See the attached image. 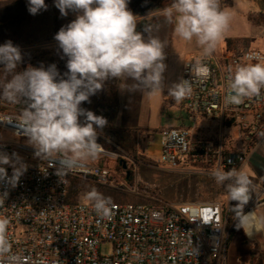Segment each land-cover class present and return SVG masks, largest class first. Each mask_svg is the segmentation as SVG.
<instances>
[{
    "label": "clouds",
    "instance_id": "9594fccd",
    "mask_svg": "<svg viewBox=\"0 0 264 264\" xmlns=\"http://www.w3.org/2000/svg\"><path fill=\"white\" fill-rule=\"evenodd\" d=\"M129 0H54L62 17L76 13L75 19L62 26L54 40L67 58V71L61 74L56 64L45 67L19 66L23 55L12 41L0 45V100L23 104L16 116L0 117V122L12 125L16 134L27 137L34 156L44 161H59L56 174L64 180L69 171L85 167L103 151L98 143L99 131L107 126L105 117L81 107L102 90L105 81L129 79L134 83L130 92L146 91L149 95L162 93L166 70L164 48L167 41L153 36L152 25L145 27L147 38L137 31V17L129 9ZM45 0H27L31 15L46 11ZM165 21L174 26L176 36L196 43L203 56L211 55L230 22V14L221 9V0H171L161 10ZM197 78H207L209 69L200 60L192 64ZM225 106L240 105L245 98L258 96L264 89V63H246L229 70ZM192 81L181 79L168 88V96L176 102L192 93ZM83 118V119H81ZM264 136V133H261ZM12 169L11 175L7 168ZM28 165L17 153L0 151V183L15 188ZM211 175L224 187L234 213L235 227L252 236L264 229V216L254 211L245 213V206L254 194L253 182L243 168H217ZM8 193L0 194V205ZM98 214H111L110 198L96 189L86 193ZM9 220L0 218V264H20L11 253L7 238Z\"/></svg>",
    "mask_w": 264,
    "mask_h": 264
},
{
    "label": "built area",
    "instance_id": "2783aa9c",
    "mask_svg": "<svg viewBox=\"0 0 264 264\" xmlns=\"http://www.w3.org/2000/svg\"><path fill=\"white\" fill-rule=\"evenodd\" d=\"M197 60L208 67L207 78L193 76L191 67ZM197 60L185 62L182 71V79L192 81L193 90L180 106L192 125L161 131L159 164L170 172L213 178L214 169L242 168L256 139L264 137V89L240 105L224 104L229 70L234 73L238 64L264 63V52L235 49ZM200 120L230 125L245 145L235 150L225 148L222 137L217 145L196 139ZM0 128L27 142L12 125ZM0 151L15 152L28 165L15 188L0 183V194L8 193L0 218L9 220L7 238L20 264H232L228 241L233 225L226 227V213L218 202L111 203V214L104 217L91 201H71L70 184L73 178L91 177L108 185V170L86 164L69 171L62 181L56 174L59 161L35 157L29 144L0 141ZM7 171L11 175L10 167ZM257 190L256 203L264 198V189ZM107 244L112 252L103 255Z\"/></svg>",
    "mask_w": 264,
    "mask_h": 264
},
{
    "label": "rangeland",
    "instance_id": "374dc122",
    "mask_svg": "<svg viewBox=\"0 0 264 264\" xmlns=\"http://www.w3.org/2000/svg\"><path fill=\"white\" fill-rule=\"evenodd\" d=\"M45 3L48 5L46 11L42 10L37 15H31L27 10V0H0V45L10 40L14 45L19 46L23 55L19 70L29 65L38 67L43 64L47 67L56 64L59 72L63 74L67 71V58H62V50L58 48L54 36L62 26L75 19L76 13L70 11L67 17H62L54 6V0H45ZM170 3L171 0H129L128 7L137 17V31L142 33L146 26L152 25V31L167 33L169 37L172 33L169 40L173 42L176 55L182 52L187 42L188 46L197 50V53L188 56L186 62L205 57L195 38L188 42L173 34L174 26L167 23L161 15V10ZM221 9L226 10L231 19L215 51L223 48L228 52L235 49L264 52V0H221ZM228 41L233 42L231 48L228 47ZM0 79H3L2 71H0ZM115 82L116 78L105 81L102 90L89 98L90 103L82 102L81 105L108 121L107 126L99 131L98 136V143L103 145L105 153H101L97 159L88 161L87 164L108 170L110 176L108 185H101L91 177L77 178L75 187L78 192L77 200L89 201L85 199L86 193L96 189L104 197L110 198L111 203L116 204L152 205L156 204V201L181 204L201 200L202 195L208 193L214 201L226 205L227 193L215 180L202 182L199 181L201 177L198 175L180 176L166 171V167L159 164L163 156L161 131L176 128L175 117L179 118L183 112L173 110L165 112L159 121L161 128H164L161 131L139 129L140 131L136 130L135 133L118 129L115 127L118 93ZM0 104H2L0 115L19 114L23 108L22 104L13 105L2 100ZM125 105L128 106L127 102ZM136 105L129 104L130 107ZM125 119V124L128 126L137 127L140 124L141 128L143 127L144 119L135 118L134 112H127ZM153 121L151 120L150 123L153 124ZM200 125L204 128L208 127L207 123ZM216 127L217 125H214L212 128ZM0 141L28 144L25 141H18L2 128H0ZM120 161L126 162V170L123 169ZM127 172L133 174L129 184L126 180ZM132 189H135V192H131ZM261 230L258 228V232ZM244 233L243 229H237L233 235V247L231 251L229 250L233 263L264 264V257H256L252 249L253 245ZM111 252L112 247L109 244L101 249L103 255H109Z\"/></svg>",
    "mask_w": 264,
    "mask_h": 264
},
{
    "label": "crops",
    "instance_id": "0c3cea01",
    "mask_svg": "<svg viewBox=\"0 0 264 264\" xmlns=\"http://www.w3.org/2000/svg\"><path fill=\"white\" fill-rule=\"evenodd\" d=\"M142 34L147 38L149 33L142 32ZM153 36L159 37L162 41H167V45L164 48L165 53V60L164 63L166 64V70L163 73L164 77V85L165 87L162 90V93H156L155 95H149L146 91L138 90L135 92H130L127 89L134 83L129 79L121 78L116 79L115 85L117 89L116 95V111H115V127L118 129H122L125 131H132L136 132V130L142 131H161L164 128H161V124H159L160 117L165 114V112L173 110L175 112H183L179 118H176V128H188L192 124L188 118V114L185 112L183 108L180 106V102H176L172 97L168 96V88L171 87L173 83H178L182 79V71L184 63L186 62V58L191 56L192 54H196L197 50L192 47L188 46L187 42H185V47L183 48L182 52L179 55L175 54L173 50V42L169 40L172 37V33L170 34L171 37L168 36L167 33L159 32V31H152L150 33ZM175 34V33H173ZM171 42V43H170ZM170 45V46H169ZM219 50V51H218ZM214 51L209 57L212 58L219 56L225 49H218ZM126 100V101H125ZM124 102V103H123ZM127 102L128 106L125 105ZM137 104L135 107H130L129 104ZM134 112L135 118H140L143 121V127L141 125H137V127L128 126L125 124V114L127 112ZM124 114V115H123ZM151 120H154L151 124ZM158 120V121H156ZM200 123H207L208 127L204 128L200 125ZM214 125H217L216 128H212ZM136 128V129H135ZM139 130V131H140ZM236 134V136H234ZM196 139L199 140H207L212 142L214 145H217L220 141V137H222L221 142L224 144L225 148H236L240 149L245 142L238 139V134L234 131V129L226 124L223 127L219 123H209L206 120H200L196 125V132H195ZM236 137V138H235ZM257 143L255 144L254 148L248 151L246 155V160L244 165L242 166L243 170L249 175L250 179L253 182V189L254 194L252 195V199L249 203L245 206V213L254 211L256 216H264V198L260 201H257L259 198L258 188L264 189V137L256 139ZM166 171L170 172L166 169ZM176 173V172H173ZM180 176H192V175H183L176 173ZM201 178L199 181L207 182L208 180H214L211 177L198 175ZM206 189V188H204ZM203 199L198 201L192 202H184V203H194V202H218L214 201L208 193H204L202 195ZM226 197V207H232L235 202H230L228 199V195ZM222 204L221 202H218ZM245 234V233H244ZM235 235V233L233 234ZM233 235H231V241L228 245V258L232 264L233 261L230 258L229 250H232L233 247ZM246 238L252 243L253 251L256 257H264V229L258 232V229L252 237H248L245 234Z\"/></svg>",
    "mask_w": 264,
    "mask_h": 264
},
{
    "label": "trees",
    "instance_id": "16d2710c",
    "mask_svg": "<svg viewBox=\"0 0 264 264\" xmlns=\"http://www.w3.org/2000/svg\"><path fill=\"white\" fill-rule=\"evenodd\" d=\"M227 43L229 44L228 47L231 48L233 45L232 44L233 42L228 41ZM22 107H23V104H22ZM132 177H133L132 172H129L128 176L126 175V180H128L127 181L128 184L131 182ZM76 185H77V178H73L71 180V184H70V200L71 201H76L77 197H78L77 189H75ZM262 185H264V183H262ZM221 205H222V207L226 213V227L229 228L233 225V227H232V235H233L236 232L237 228L235 227V221H234L235 217H234V213L232 211V207H226L225 204H221ZM230 239H231V237H230ZM230 239L228 241V245L231 241Z\"/></svg>",
    "mask_w": 264,
    "mask_h": 264
},
{
    "label": "water",
    "instance_id": "95a60500",
    "mask_svg": "<svg viewBox=\"0 0 264 264\" xmlns=\"http://www.w3.org/2000/svg\"><path fill=\"white\" fill-rule=\"evenodd\" d=\"M120 163L123 165V169L126 170V162L120 161ZM129 175V172H127V176Z\"/></svg>",
    "mask_w": 264,
    "mask_h": 264
},
{
    "label": "bare ground",
    "instance_id": "6f19581e",
    "mask_svg": "<svg viewBox=\"0 0 264 264\" xmlns=\"http://www.w3.org/2000/svg\"><path fill=\"white\" fill-rule=\"evenodd\" d=\"M0 125H1V126H2V125H5V126H6V123H2V122H0ZM101 153H105L104 150H103Z\"/></svg>",
    "mask_w": 264,
    "mask_h": 264
}]
</instances>
